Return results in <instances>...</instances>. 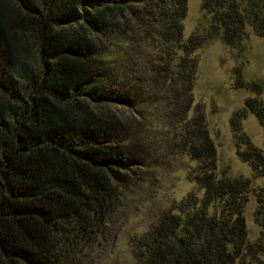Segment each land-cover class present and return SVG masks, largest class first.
I'll use <instances>...</instances> for the list:
<instances>
[{
    "label": "trees",
    "instance_id": "trees-1",
    "mask_svg": "<svg viewBox=\"0 0 264 264\" xmlns=\"http://www.w3.org/2000/svg\"><path fill=\"white\" fill-rule=\"evenodd\" d=\"M201 1L207 34L186 38L189 0H0V264H82L142 177L144 148L127 135L126 119L138 116V100L103 57L124 26L158 42L152 83L175 94L169 130L199 162L192 176L203 190L135 240L137 264H264V188L256 210L263 235L251 242L244 209L252 180L220 174L195 95L196 52L213 38L238 43L249 28L264 37V0ZM236 87L264 91L240 71ZM248 111L264 127V101L249 98L232 118L238 153L264 176V150L241 131Z\"/></svg>",
    "mask_w": 264,
    "mask_h": 264
},
{
    "label": "rangeland",
    "instance_id": "rangeland-1",
    "mask_svg": "<svg viewBox=\"0 0 264 264\" xmlns=\"http://www.w3.org/2000/svg\"><path fill=\"white\" fill-rule=\"evenodd\" d=\"M188 4L185 37L194 33L207 34L209 19L203 11L202 1L189 0ZM144 27L147 29L149 25L145 22ZM128 28L123 27L124 32L128 31L122 37L119 34L114 37L103 57L112 73L127 83L138 100V116L127 113L130 116L126 118L129 122L127 135L137 137L138 134L144 148L145 166L142 177L124 194L98 243L84 251L82 264H137L135 240L190 192L203 194L192 176L199 169V162L180 150L177 138L169 130L172 117L178 118L174 112L175 94L163 83L156 87L152 83L150 58L157 53L153 44L158 42L143 39V35ZM196 54L200 64L195 95L206 108L208 126L218 150L219 172L234 177L247 176L252 180L253 190L244 209L248 238L252 242L263 235L256 210L257 191L264 188V176L253 171L240 157L232 118L245 107L249 98L264 101V91L255 93L236 87L239 71L245 81L264 83V37L249 28L248 34L238 43L209 39ZM241 131L264 150V127L251 111L242 120Z\"/></svg>",
    "mask_w": 264,
    "mask_h": 264
}]
</instances>
